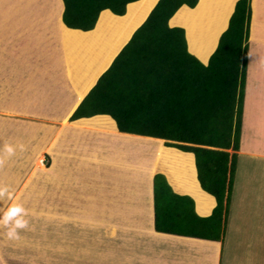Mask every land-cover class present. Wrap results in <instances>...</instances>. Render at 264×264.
Returning <instances> with one entry per match:
<instances>
[{"label":"crops","instance_id":"crops-1","mask_svg":"<svg viewBox=\"0 0 264 264\" xmlns=\"http://www.w3.org/2000/svg\"><path fill=\"white\" fill-rule=\"evenodd\" d=\"M20 1L19 8L11 0L0 3V158L5 161L0 184L12 193L11 199H0V217L19 204L28 225L18 229V239H9L8 228L0 225V264H264L262 179L252 187V200L245 202L236 195L239 154L264 159V151L252 149V142L244 139L248 125L258 129L264 123V0H250L242 131L226 229L220 240L154 228L156 172L165 175L174 192L190 196L199 215L211 212L215 202L198 183L192 153L166 146L160 138L117 131L114 120L109 123L105 114L68 120L157 0L131 2L115 19L110 15L102 19L103 10L87 31L68 28L62 19L54 23L53 17L62 12L61 0H42L47 3L45 10L44 3L34 8L28 0ZM236 1L198 0L194 7L183 5L177 12L190 19L210 11L219 16L214 26L225 17L220 35ZM173 16L169 25L185 29L188 48L206 63L217 42L202 59L204 51L193 50L189 41V21L172 24ZM27 32H38L33 39L43 36L45 43L58 37L60 57L53 55L50 64H43L51 51L44 44L40 48L37 44L34 57L22 56L24 49L19 48L27 47ZM40 64L43 67L36 70ZM90 132L94 139L86 142H100L101 137L104 141L110 134L120 136L117 140L123 143L121 138L130 136L129 156L119 164L108 158L104 163L89 162L90 151L78 137ZM134 139L152 143L146 150L139 144L141 150ZM7 145L15 150L11 156L4 151ZM101 152L99 147L92 158L101 162ZM110 159H114L112 154ZM109 163L122 169L101 171L100 165Z\"/></svg>","mask_w":264,"mask_h":264},{"label":"trees","instance_id":"trees-1","mask_svg":"<svg viewBox=\"0 0 264 264\" xmlns=\"http://www.w3.org/2000/svg\"><path fill=\"white\" fill-rule=\"evenodd\" d=\"M135 1L61 0V19L68 28L87 31L101 11L123 15L126 5ZM197 2L157 0L68 120L105 114L114 120L117 131L160 138L166 146L192 153L198 183L215 202L211 212L199 215L193 199L174 192L165 175L156 172L154 228L220 240L226 229L242 131L250 0L235 2L206 63L188 50L185 29L169 25L181 6L192 8ZM222 22L223 16L206 33L189 25L192 49L203 51L204 36L210 45Z\"/></svg>","mask_w":264,"mask_h":264},{"label":"rangeland","instance_id":"rangeland-1","mask_svg":"<svg viewBox=\"0 0 264 264\" xmlns=\"http://www.w3.org/2000/svg\"><path fill=\"white\" fill-rule=\"evenodd\" d=\"M26 1L27 0H25L24 2H26ZM0 3H1V0H0ZM19 3H21L20 0H11L12 6L14 4H17V7H15V8H19ZM28 3L34 8H39V7H43L44 1H42V0H28ZM54 3L55 2H53V4ZM44 4H45V6L42 9L46 8L47 3H44ZM1 6L2 5H0V8H2ZM60 11H61V9H60ZM208 13L209 14L203 13L202 16H201V19H198V17L200 16V13H198V14H196V17L192 16L194 18L193 21H191V19H189V17H185L186 18L185 20L187 22L189 21L190 25H192V28H194V27L196 29L197 28H201V30L203 32H205V31L208 32V31H210L209 30L210 28L215 27L214 26V20H216V18H219V16L216 17V14H214V13H212L210 11ZM106 15H108V16L110 15V19H111V17L115 19V17L118 16V15H114V14L110 13L108 10H106V11L103 12V14L101 16L102 19ZM178 16H179V12H176L175 16H173L174 20H171L170 23L176 24L177 22H175V21H178V18H177ZM58 18H59V20H56ZM224 18L225 17H223V20H224ZM116 19H120V18H116ZM53 20H55L54 23L57 24L58 21H61V15L53 17ZM106 21H108V19H106ZM223 22L219 24L221 26H219L218 30H216L215 33L213 34V40L210 41L211 42L210 45L207 44L208 43L207 37L204 36L201 39L200 47L203 49V51L205 53V55L202 57V59L203 58L206 59V56H208L210 54V51L212 50L213 45L217 42V38L219 36V32L221 31ZM43 23H45V22L43 21ZM39 25H41V22L37 23V26H39ZM176 25L180 26V24H176ZM36 33H38V32H27L25 34L26 35V39H25L24 42L27 44V47L19 48V49H24L22 56H24V57H34L35 56V52L37 50V44L39 45V48L44 44L45 46H50L51 51L47 55V57H46L47 60H45V63H43V64H50V62H48L49 57H51L53 55L60 57L59 52H60V46L61 45L60 44L57 45L58 37L57 38L54 37L53 39H50L51 43H45V42H42V41H44L43 36H39V39L36 38V40L33 39L32 36L34 34H36ZM33 41H34V44H30V42H33ZM53 46H55L56 48L53 49ZM190 52L197 57V55L195 53H193L194 51L192 52L190 50ZM260 56H261V54H260ZM261 59H263V58H261ZM42 67H43V65L40 64L38 67H36V70H37V68L41 69ZM261 67H264V59L261 62ZM43 82H44V80H43ZM262 99H263V102H264V95H262ZM259 111H262V109H260ZM107 117H108L107 119H108L109 123L113 122L111 117H109V116H107ZM250 117H252L251 114H250ZM97 120H98V118H97ZM257 122H258V119H257ZM253 133H257L258 135H255ZM93 134H94L93 132L92 133L90 132L88 135H83V136H80L78 138H80V139H82V140H84L86 142V139H88V138L92 139L93 138L92 137ZM118 137H120V136H113L112 137L110 134H106V139L104 141H103V137H101L100 142H94V141H89L88 142L87 141L85 143V145H86L87 149L90 151L89 154H88V157H89L88 161L89 162H94V163H104L106 161V158H108L107 161L114 160V161H116V164L123 163V159L126 160V157L129 156V151L132 150V149H130L129 146H126V145H128V143H130V138H129L130 136L121 138L123 143L127 142L125 144L119 142L117 140ZM244 139L248 143L252 142V144H251L252 145V149L258 150V151H264V123L260 124L258 129H254L251 124L248 125V128L246 129V135H245ZM135 141L136 140L134 139V143L133 144H135L141 150H144L145 147L149 149V144L152 143V142H148V141H145V140H139V139H137L138 143L135 142ZM139 144L144 145L143 146L144 149ZM99 147L101 148V151H102L101 153L103 155V159H102L101 162H99L97 160H94L92 158V152L99 153ZM108 153H110V155H108ZM111 154H112V157L114 159H110ZM132 155H133V157L135 159V152ZM138 156H139V158H142L139 154H138ZM261 163H263V165ZM238 165H239L238 180H240V182H238V185L240 184V186H239V188L237 190L238 194H236V195L241 197V198H243V200L246 202L248 200H252V187L256 186L260 182L259 179H262V181L264 183V172L260 173L261 171H264V159L260 160V159H257V158L255 159V158L250 157V156H245L244 154H239V164ZM100 166H101V171H111V170H119L120 171V169H122L120 167L119 168L118 167H113V166L110 165V163L106 167H104V165L102 166V164ZM155 168H156V165H155ZM261 186L264 187V184H261ZM250 191H251V193L249 194Z\"/></svg>","mask_w":264,"mask_h":264},{"label":"clouds","instance_id":"clouds-1","mask_svg":"<svg viewBox=\"0 0 264 264\" xmlns=\"http://www.w3.org/2000/svg\"><path fill=\"white\" fill-rule=\"evenodd\" d=\"M21 150L23 146L21 145ZM4 151L8 153L9 156L13 155L15 150L12 146H5ZM4 159L0 158V168L4 166ZM7 196L9 199L12 198V193L9 192V188L5 185L0 184V199ZM23 212L22 207L19 204H13L8 208L2 217H0V225L8 228L6 235L9 239H18V229L26 228L28 225L27 220L23 219L21 213Z\"/></svg>","mask_w":264,"mask_h":264},{"label":"bare ground","instance_id":"bare-ground-1","mask_svg":"<svg viewBox=\"0 0 264 264\" xmlns=\"http://www.w3.org/2000/svg\"><path fill=\"white\" fill-rule=\"evenodd\" d=\"M58 30V29H57Z\"/></svg>","mask_w":264,"mask_h":264}]
</instances>
